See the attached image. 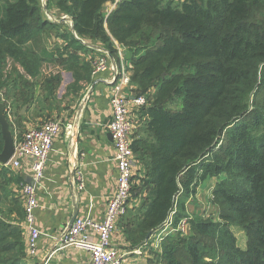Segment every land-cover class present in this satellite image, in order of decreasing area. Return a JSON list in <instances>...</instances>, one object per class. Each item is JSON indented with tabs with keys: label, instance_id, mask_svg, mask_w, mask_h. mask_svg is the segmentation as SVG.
<instances>
[{
	"label": "trees",
	"instance_id": "trees-1",
	"mask_svg": "<svg viewBox=\"0 0 264 264\" xmlns=\"http://www.w3.org/2000/svg\"><path fill=\"white\" fill-rule=\"evenodd\" d=\"M109 2L116 0H59L58 7L72 18L79 37L100 42L117 62L115 41L129 49L146 46L130 68L134 95H145L151 80L158 89L139 112L142 122L132 145L148 192L132 194L147 193L146 202L123 217L130 220L129 248L142 246L172 214L177 225L199 186L218 178L212 192L221 207L218 219L187 217L190 233L167 238L160 259L264 264V0H120L107 16ZM40 12L39 0H0V91L8 95L19 97L15 64L36 77L44 61H58L72 72L69 93L93 78V64L80 55L88 46L71 30L57 57L47 58L30 44L60 24ZM62 81L60 72L50 75L44 88L57 97ZM173 96L183 99L182 109L169 108ZM4 144L0 124V152ZM7 170L2 166L0 177ZM136 178V185H144ZM13 197L4 208L8 194H0V264L26 259L22 227L10 218L13 212L25 217V211ZM233 225L244 230L245 247Z\"/></svg>",
	"mask_w": 264,
	"mask_h": 264
},
{
	"label": "crops",
	"instance_id": "crops-1",
	"mask_svg": "<svg viewBox=\"0 0 264 264\" xmlns=\"http://www.w3.org/2000/svg\"><path fill=\"white\" fill-rule=\"evenodd\" d=\"M118 1L106 4L111 12L116 8ZM64 17L66 16L57 22L60 24L55 30H50L41 41L38 39L30 44L47 58L57 57L58 53L66 50L70 35V32L66 31L71 30L81 43L88 46L89 51L87 53L81 51L80 55L90 67L97 50L107 51L110 57L116 60L100 42L79 37L74 30L73 21ZM67 23L69 25H66ZM115 44L121 49L118 50L120 61L116 62L119 65L124 62L130 70V61L125 58L124 50L116 41ZM15 65L20 76L14 84L19 90V97L8 95L5 90L0 91V104L5 106L6 118L9 124H14L16 134L21 133L17 126L18 121L22 124L20 130L23 132L42 126L49 120H60L63 124L50 153L44 179L38 188L39 207L36 214L38 225L43 231L39 251L35 258L26 255L25 264H90L91 254L88 250L67 245L63 238L78 216H91L95 220H103L108 200L117 188L116 151L108 128L113 120V112L110 104L111 86L107 80L112 79L113 71L110 67L105 72L93 75L90 81H79L75 89L69 93L67 87L74 80L72 72L58 61L54 59L44 61L36 77L26 73L21 65ZM11 68L10 66L9 70ZM59 72L63 76V81L57 91V97L51 96L44 88V82L50 75ZM24 80L30 84L22 83ZM133 89L134 86L131 84L128 93L134 95ZM134 118L137 120L138 128L132 135V145L142 122L138 112L134 114ZM2 166H6L8 170L4 177H0V187L3 188V192L0 188V194H8V200L1 206L4 208L11 206L10 201L14 194L13 198L19 202L18 205L24 213L25 200L21 195V187L32 180L31 161H23L18 169L0 163V169ZM135 167L137 162L134 153ZM80 172L85 178V187L80 186L78 178ZM211 180L214 182L217 178ZM212 187L214 188V185ZM144 196L143 194L131 198L129 213L141 208ZM10 215L9 217L22 227L26 249L24 214L22 217L15 212ZM128 224L130 226L128 219L119 220L112 236L114 247L133 250L129 248L131 244L126 234ZM132 257L135 261H141V264L145 261L143 255ZM129 259L131 258L127 259L128 264Z\"/></svg>",
	"mask_w": 264,
	"mask_h": 264
},
{
	"label": "built area",
	"instance_id": "built-area-1",
	"mask_svg": "<svg viewBox=\"0 0 264 264\" xmlns=\"http://www.w3.org/2000/svg\"><path fill=\"white\" fill-rule=\"evenodd\" d=\"M68 20L73 21L69 17ZM92 64L93 75L105 72L110 67L113 71L112 79L107 80L111 86L110 104L113 112V120L108 128L116 151L117 188L108 200L103 220L98 221L91 216H78L64 234L63 242L88 250L91 254L90 264H128L127 259L132 254L140 255L144 246L151 240L152 244L159 247L166 235L171 236L179 232L186 235L190 233V227L187 218H181L176 225L172 214L160 228L151 233L150 240L147 239L139 248L129 250L113 246V233L119 220L127 214L132 195L134 175L132 135L138 128L134 114L139 113L141 108L147 105L148 99L146 95L135 96L128 93L131 85L130 70L124 62L119 65L116 60L111 59L107 51L97 50ZM62 125L60 120H49L42 126L28 129L22 139L15 142V152L7 163L16 169L22 166L23 161H31L32 164L33 183H24L21 187V195L25 200L26 255L29 258L37 256L43 236L36 214L39 207L38 188L44 179L46 165L55 139L62 131ZM78 178L80 186L85 187V178L81 172ZM166 231L170 232L165 233ZM154 236L157 237L153 238Z\"/></svg>",
	"mask_w": 264,
	"mask_h": 264
},
{
	"label": "rangeland",
	"instance_id": "rangeland-1",
	"mask_svg": "<svg viewBox=\"0 0 264 264\" xmlns=\"http://www.w3.org/2000/svg\"><path fill=\"white\" fill-rule=\"evenodd\" d=\"M58 1L59 0H39L40 7H41V12H40L41 16H44L45 18L49 19L52 22H60V18L63 17L64 13L58 7ZM178 1H183V0H175L174 3L177 4ZM105 10H106V15L108 16L109 13L111 12L109 10V7L106 6ZM66 25H69V23H67ZM121 47L124 50L125 58L129 59V61H130V67L133 66L132 60L137 59L140 55H142L146 52V50H145L146 46L136 47L135 49H129V48L124 47L122 45H121ZM116 48L118 50H121V49H119V46H117V45H116ZM149 82L151 84H149V86L145 89L146 92L143 90H141V91L145 92V95L147 96L148 102L152 103L154 100V97L157 93L158 87L156 85V80H151ZM152 82H155V83H152ZM132 85L134 86V88L136 90L137 85L135 83H132ZM168 106L171 109L180 110L183 107V99L180 97H177V96H173L169 99ZM17 126H19L18 122H17ZM21 126H22V124H21ZM21 126H19V131L21 132L20 133L21 135L20 134L17 135L15 132V129H13L14 124L10 123V130H11V132L15 138V141L20 140L25 134L26 130H24V132L21 131L20 130ZM136 162H137V167L134 168V174H135V172H137V173H136V175L133 179V182H132L133 183V187H132V194L133 195L138 194V193L142 192L143 190H146L148 192L144 166L139 161V157L138 158L136 157ZM136 176L138 178L143 179L144 185H136V183H139V181H140V180H137ZM217 180H218V178H217ZM217 180L213 182L211 179H207L206 181H204L201 184V186H199L197 193L195 195L191 196V198L187 201L186 211H185V214L187 217L204 218V219H208V218L218 219L220 211H221V207H220V205H218L214 201V197L212 195V192L214 190L212 185H214V187H215ZM149 188H151V187H149ZM141 194H147V193L143 192ZM144 198H145V196L143 197L142 202L144 201V203H145L146 199L144 200ZM140 217H141V215H138L136 217V219L138 220V218H140ZM187 217H183V218H187ZM232 229L234 230V233L238 238L239 245L241 247H245L247 237H246L244 230H242L240 227L235 226V225L232 226ZM157 232L159 233L160 231H157ZM168 232H170V231H166L165 233H168ZM174 235H176V234H174ZM174 235H171V236H174ZM156 237L157 236H154L153 238H156ZM169 237H170L169 235H166L165 239H163L161 241L159 247H156L155 244H152L153 240H151L147 246H144L141 254L138 255V256L143 255V257L145 258L146 262L144 261L143 264H151V263H149V260H151L152 264H162L163 263L162 260L160 259V257H161L160 254H162V252H163V246L162 245H163V242ZM179 237H181V236H179ZM134 255H137V254H132L129 257V258H131V259H129V264H141L140 263L141 261H135L134 259H132L133 258L132 256H134Z\"/></svg>",
	"mask_w": 264,
	"mask_h": 264
},
{
	"label": "water",
	"instance_id": "water-1",
	"mask_svg": "<svg viewBox=\"0 0 264 264\" xmlns=\"http://www.w3.org/2000/svg\"><path fill=\"white\" fill-rule=\"evenodd\" d=\"M64 19H68V17L66 16L64 17ZM0 124L2 126V133L5 140L3 151L0 152V163L7 164L11 160L15 152V138L10 130V124L8 119L6 118L5 106L3 104H0ZM110 135L112 136L111 133ZM28 183H33V180L28 181ZM77 215H75V218ZM150 236L151 233L147 236V239H149Z\"/></svg>",
	"mask_w": 264,
	"mask_h": 264
},
{
	"label": "bare ground",
	"instance_id": "bare-ground-1",
	"mask_svg": "<svg viewBox=\"0 0 264 264\" xmlns=\"http://www.w3.org/2000/svg\"><path fill=\"white\" fill-rule=\"evenodd\" d=\"M112 59V58H111Z\"/></svg>",
	"mask_w": 264,
	"mask_h": 264
}]
</instances>
